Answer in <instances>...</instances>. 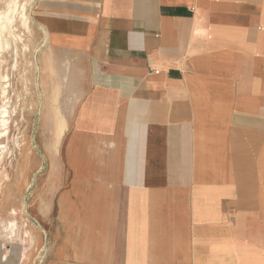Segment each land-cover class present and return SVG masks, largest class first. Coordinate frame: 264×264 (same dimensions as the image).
Segmentation results:
<instances>
[{
  "label": "crops",
  "instance_id": "obj_1",
  "mask_svg": "<svg viewBox=\"0 0 264 264\" xmlns=\"http://www.w3.org/2000/svg\"><path fill=\"white\" fill-rule=\"evenodd\" d=\"M29 16L46 35L36 131L53 132L26 213L43 264H264V0Z\"/></svg>",
  "mask_w": 264,
  "mask_h": 264
},
{
  "label": "rangeland",
  "instance_id": "obj_2",
  "mask_svg": "<svg viewBox=\"0 0 264 264\" xmlns=\"http://www.w3.org/2000/svg\"><path fill=\"white\" fill-rule=\"evenodd\" d=\"M24 1L25 0H19V3L22 4L24 3ZM32 2L33 0H31L27 8L29 30H27L21 25L19 19H16L12 31L14 32L15 35L17 34V36L13 37V35L12 36L10 35L8 47L2 50L0 49V72H1L0 83L2 84V85L0 84V108L5 105L9 116L8 117L9 133L7 137L2 138L1 144L7 145L8 147L11 148L13 141L17 138L18 139L20 138L21 140H23L24 143L23 147L24 148L29 147V149L32 150L31 151L32 156L30 158L28 165L29 173L27 175V179H29L30 181L29 183H31V177L33 176V173H35L38 167V156H39L38 151H40L39 136L44 135L45 140L49 141L50 139L49 135L53 133V132L36 131L37 126H39L37 124L38 118L43 109L42 104L39 100V89L37 83L38 71L36 64H37L38 56L41 53V46L46 39L45 38L46 35L44 34V38H43L42 33L39 30H37L32 24V20L29 16ZM4 3L5 0H0L1 11L4 8ZM59 132L60 131H58V133ZM21 136H23V139L21 138ZM24 148L21 147L20 150L22 151L19 150L18 152L14 153L13 154L14 156L13 155L7 156L6 163L11 162L12 159L14 158L12 161V166L8 168L10 180L14 178V181H16L17 178L20 177V174H18L17 176L15 175L16 159L19 160V155L23 153ZM30 186L31 185L29 184L27 188L24 187L21 188L20 190L21 195L16 204L17 208L22 207V205L24 207L25 205L24 207L25 213L23 215L24 220L27 219L26 213L27 215H29V218L32 217V212L30 209L31 208ZM27 222H28L27 229L30 230V232L34 236L31 246L32 255L31 258L29 259L30 261L27 260L28 257L26 256L22 264H33V262L34 264H43L45 245L44 243H42L38 229L35 227V225H33L32 223L30 224L29 221ZM17 239L12 243L4 242L0 233V244H4L6 250L10 248L19 249L21 246L25 248L30 243V238H23L19 236ZM9 261H14V258H11Z\"/></svg>",
  "mask_w": 264,
  "mask_h": 264
},
{
  "label": "bare ground",
  "instance_id": "obj_3",
  "mask_svg": "<svg viewBox=\"0 0 264 264\" xmlns=\"http://www.w3.org/2000/svg\"><path fill=\"white\" fill-rule=\"evenodd\" d=\"M30 2L31 0H25L24 3L20 4L19 0H5L4 8L2 11L0 10V49L1 50L8 47L10 35L11 36L13 35V37L17 36V34L15 35L14 32L12 31V28H13V25L16 19H19L21 25L27 30H29L27 8ZM6 80H7V77H6ZM8 117H9L8 111H7L6 106L4 105L0 108V233H1V237L3 241L7 243H12L19 236L23 238H30V243L25 248L21 246L19 249L10 248L8 250H6V248L4 247V244H0V264H22L26 256L28 257L27 260L31 258V255H32L31 246H32V240L34 236L30 232V230L27 229L28 220H24L23 218V215L25 213L23 205L22 207L17 208L16 204L21 195V192H20L21 188L22 187L27 188L29 184H31L29 183L30 182L29 179H27V175L29 173L28 165H29L30 158L32 156L31 155L32 150L29 149V147L24 148L23 140H21L20 138L19 139L17 138L13 141L11 148L8 147L7 145L1 144L2 138L7 137L9 133ZM56 135L57 137L60 136V132L58 133L57 131ZM21 138L23 139V136H21ZM21 147L24 148V150H23V153L19 155V160H17L15 157L16 159L15 175L17 176L18 174H20V177L17 178L16 181H14V178L10 180L8 168L12 166V161L14 158L12 159L11 162L6 163L7 156H11L14 153L18 152ZM11 258H14V261H9Z\"/></svg>",
  "mask_w": 264,
  "mask_h": 264
},
{
  "label": "built area",
  "instance_id": "obj_4",
  "mask_svg": "<svg viewBox=\"0 0 264 264\" xmlns=\"http://www.w3.org/2000/svg\"><path fill=\"white\" fill-rule=\"evenodd\" d=\"M153 72H156V70H153Z\"/></svg>",
  "mask_w": 264,
  "mask_h": 264
}]
</instances>
